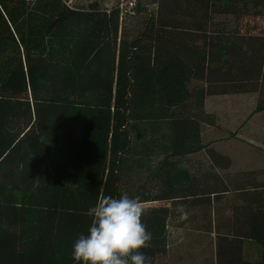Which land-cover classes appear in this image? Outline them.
<instances>
[{"label": "trees", "instance_id": "trees-1", "mask_svg": "<svg viewBox=\"0 0 264 264\" xmlns=\"http://www.w3.org/2000/svg\"><path fill=\"white\" fill-rule=\"evenodd\" d=\"M67 1L0 0V264H78L88 209L125 192L151 205V264L180 205L213 264H264L261 172L202 141L208 96L264 111V0Z\"/></svg>", "mask_w": 264, "mask_h": 264}, {"label": "rangeland", "instance_id": "rangeland-1", "mask_svg": "<svg viewBox=\"0 0 264 264\" xmlns=\"http://www.w3.org/2000/svg\"><path fill=\"white\" fill-rule=\"evenodd\" d=\"M135 1L137 0H68L67 3L69 5L87 7L89 4L96 2L102 8H109L119 3L121 8H125L126 6H134ZM252 96L253 94L213 96L208 98L205 106L207 111L216 112L215 114L219 116V121L228 128L217 126L218 129L213 128L209 131L206 130L205 125H202L203 143L210 144L213 142L224 150L229 151L234 156L235 162L248 158L250 160L254 159L258 163V152L255 150L253 144L258 143L261 131L260 125L264 123V118L255 114V117L250 118L249 123L241 125L246 116L248 117L250 113H256L252 107ZM231 131L237 132L238 137H235V133H231ZM195 157L197 159L201 158L200 152L189 155L191 161ZM231 170H234V166L231 167ZM158 204L163 203L158 202L152 205ZM143 206L148 207L151 205L144 203ZM178 219L181 220L180 217ZM171 221H167L166 223L168 235L167 247L169 249L180 248L182 252V259L175 258L173 261L171 260L172 264H210L206 260L209 255L207 246L199 243L207 244V242H210L205 237L207 235H204L205 238L203 240H199L193 237V234H196L193 230H188L187 227L191 229L189 224L185 228H180L177 220L173 223ZM257 247L260 246L258 245ZM255 249L258 250L256 247Z\"/></svg>", "mask_w": 264, "mask_h": 264}, {"label": "clouds", "instance_id": "clouds-1", "mask_svg": "<svg viewBox=\"0 0 264 264\" xmlns=\"http://www.w3.org/2000/svg\"><path fill=\"white\" fill-rule=\"evenodd\" d=\"M180 219L188 220L184 205ZM87 215L92 223L87 234H80L72 246V259L78 264H151L142 249L149 247L152 233L142 222L144 206L139 196L126 192L118 197L105 195Z\"/></svg>", "mask_w": 264, "mask_h": 264}, {"label": "crops", "instance_id": "crops-1", "mask_svg": "<svg viewBox=\"0 0 264 264\" xmlns=\"http://www.w3.org/2000/svg\"><path fill=\"white\" fill-rule=\"evenodd\" d=\"M245 95V94H253L252 96V102H253V108L255 107V103H256V99H257V94L255 92H246V93H236V94H226V95ZM213 96H219V95H213ZM213 96H208L205 100V106L207 104V100L209 97H213ZM206 108V107H205ZM252 108V109H253ZM216 113V112H215ZM255 114L259 115V116H262L264 118V111L262 112H256V113H253V114H249V116L243 120V123L241 124L242 126L245 125L247 122L249 123V120L250 118L252 117H255ZM216 115V122L218 123V126L220 127H223V128H228L227 126H224L220 121H219V116L217 114ZM264 122V121H263ZM262 122V123H263ZM206 126V130H212L213 128H217L218 127L216 126H209V125H205ZM261 127V131H260V135H259V139H258V143H254L253 146L255 147V150L258 152L257 153V157H258V163H256V161L254 159H243V160H238L237 162L234 161V156L229 152V151H226L224 150L223 148H221L220 146L214 144L213 142H211L209 145H212L213 147H215L217 150L223 152V153H226L230 159H231V165L229 167L228 172H237V171H244V170H257V171H260L261 174H260V178L264 180V145L262 144V138H263V135H264V123L262 125H260ZM240 128V127H239ZM231 133H235V137H238V134L237 132H233L231 131ZM201 154V158L202 156H204V153L200 152ZM200 159V158H199ZM194 160H198L196 157ZM250 160V161H249ZM255 161V162H254ZM251 162V163H249ZM234 166V170L232 171L231 170V167ZM229 196V195H228ZM228 212V210H227ZM178 222L179 221H182V220H177ZM174 222V220H172V223ZM195 233H203V232H199V230H194ZM207 237L210 242H207L206 243H202V242H199L203 245H206L207 248H208V251L209 253L211 254V256L207 257V261L210 263V264H213L212 263V255H213V251H214V233H213V230L211 231V233H207L206 234ZM204 235L203 236H197L196 238L199 239V240H203V238H205ZM256 246V243L251 241V240H248L245 244V249L247 252L249 253H253L255 250ZM254 256L256 255V253H253ZM175 258H178V259H182V252L180 251V248L179 249H169V247H167V252H166V255L162 258V263L163 264H172L171 260L173 261V259Z\"/></svg>", "mask_w": 264, "mask_h": 264}]
</instances>
